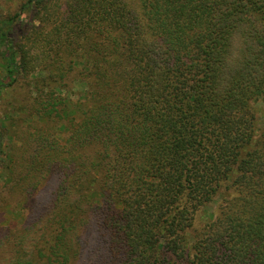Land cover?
<instances>
[{
  "label": "trees",
  "instance_id": "1",
  "mask_svg": "<svg viewBox=\"0 0 264 264\" xmlns=\"http://www.w3.org/2000/svg\"><path fill=\"white\" fill-rule=\"evenodd\" d=\"M35 50L66 78L92 61L85 82L118 88L71 137L85 153L73 173L104 199L80 198L98 212L89 264H264V0H26L0 17V93L29 85ZM32 138L61 145L40 129ZM57 154L42 168L58 185L72 167ZM65 228L39 247L51 264L71 259ZM20 261L9 264H35Z\"/></svg>",
  "mask_w": 264,
  "mask_h": 264
},
{
  "label": "rangeland",
  "instance_id": "2",
  "mask_svg": "<svg viewBox=\"0 0 264 264\" xmlns=\"http://www.w3.org/2000/svg\"><path fill=\"white\" fill-rule=\"evenodd\" d=\"M25 1L0 0V17L15 13ZM32 54L31 68L26 74L31 84L20 81L0 93V150L6 153L0 155L3 174L0 181V264H9L16 256L21 257L20 263L31 260L35 264H51L47 261L51 249H44L40 255L39 247L47 240L52 247L56 243L54 236L63 225H66L73 249L69 264H89V250L98 236V212H90V205L83 200L87 199L98 208L104 199L100 184L86 189L78 182L82 170L73 173L77 166L83 169L81 163L85 153L72 150L71 137L86 115L97 110L104 97L113 96L118 88L114 82H100L99 86L95 79L86 83L84 79L89 76L92 61L87 62L85 58L75 65L72 77L66 78L61 76L63 68L56 66V59L48 64L47 56L41 51L35 50ZM4 72L0 56V77ZM255 107V121L261 129L255 132L257 139L264 127L263 101L256 102ZM53 108L55 111L51 115ZM38 129L51 132L62 146L54 150L48 141L33 142V132ZM55 153L67 160L68 168L72 167L71 171L68 169L71 176L63 177L60 185L42 168L45 159ZM93 177L100 180L101 172H94ZM225 197L226 192L210 202L206 210L214 212L209 218L219 215L218 206ZM74 198L81 202V212L72 216L69 205ZM66 216L70 219L66 220Z\"/></svg>",
  "mask_w": 264,
  "mask_h": 264
}]
</instances>
